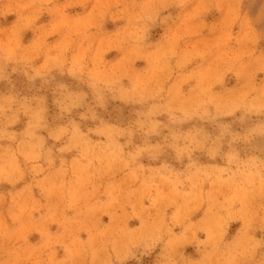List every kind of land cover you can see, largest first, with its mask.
I'll list each match as a JSON object with an SVG mask.
<instances>
[{
    "label": "rangeland",
    "instance_id": "obj_1",
    "mask_svg": "<svg viewBox=\"0 0 264 264\" xmlns=\"http://www.w3.org/2000/svg\"><path fill=\"white\" fill-rule=\"evenodd\" d=\"M0 264H264V0H0Z\"/></svg>",
    "mask_w": 264,
    "mask_h": 264
}]
</instances>
